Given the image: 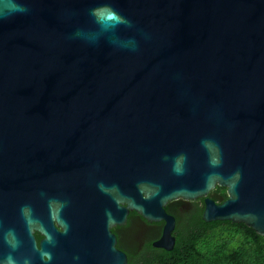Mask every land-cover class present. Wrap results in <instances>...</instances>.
Wrapping results in <instances>:
<instances>
[{
	"label": "water",
	"instance_id": "1",
	"mask_svg": "<svg viewBox=\"0 0 264 264\" xmlns=\"http://www.w3.org/2000/svg\"><path fill=\"white\" fill-rule=\"evenodd\" d=\"M198 198L264 237V0H0V264H126L128 212L169 251Z\"/></svg>",
	"mask_w": 264,
	"mask_h": 264
},
{
	"label": "trees",
	"instance_id": "2",
	"mask_svg": "<svg viewBox=\"0 0 264 264\" xmlns=\"http://www.w3.org/2000/svg\"><path fill=\"white\" fill-rule=\"evenodd\" d=\"M206 197L221 203L226 199L225 189L215 186ZM202 200L167 203L164 210L174 219L172 249L154 248L152 239L143 240L138 254H128L127 264H264V237L240 223L202 221ZM152 231L155 236L159 234Z\"/></svg>",
	"mask_w": 264,
	"mask_h": 264
},
{
	"label": "flooded vegetation",
	"instance_id": "3",
	"mask_svg": "<svg viewBox=\"0 0 264 264\" xmlns=\"http://www.w3.org/2000/svg\"><path fill=\"white\" fill-rule=\"evenodd\" d=\"M180 208L183 209L184 207L181 206ZM53 225L59 233L61 231L60 228H58L55 223H53ZM161 226V223L157 226L150 223H148V225H143L136 214L131 215V212H128L123 225H115L110 228V233L114 237V248L124 254L127 264L128 254H132L133 256L138 254L143 240L152 239L154 242L158 239L161 232ZM152 229L159 231V234L156 236L155 234H152ZM34 237L36 244L42 239V237L35 233Z\"/></svg>",
	"mask_w": 264,
	"mask_h": 264
},
{
	"label": "clouds",
	"instance_id": "4",
	"mask_svg": "<svg viewBox=\"0 0 264 264\" xmlns=\"http://www.w3.org/2000/svg\"><path fill=\"white\" fill-rule=\"evenodd\" d=\"M17 11H19V12H25L26 9L23 8V7H17ZM112 15L115 16L116 14L114 12H112Z\"/></svg>",
	"mask_w": 264,
	"mask_h": 264
},
{
	"label": "snow or ice",
	"instance_id": "5",
	"mask_svg": "<svg viewBox=\"0 0 264 264\" xmlns=\"http://www.w3.org/2000/svg\"><path fill=\"white\" fill-rule=\"evenodd\" d=\"M108 18H109V19H115V17L112 16L111 14H109Z\"/></svg>",
	"mask_w": 264,
	"mask_h": 264
}]
</instances>
